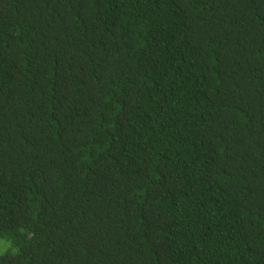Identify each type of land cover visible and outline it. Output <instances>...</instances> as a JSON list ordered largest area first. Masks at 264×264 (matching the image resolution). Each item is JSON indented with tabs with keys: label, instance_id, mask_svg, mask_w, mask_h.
<instances>
[{
	"label": "trees",
	"instance_id": "trees-1",
	"mask_svg": "<svg viewBox=\"0 0 264 264\" xmlns=\"http://www.w3.org/2000/svg\"><path fill=\"white\" fill-rule=\"evenodd\" d=\"M0 264H264V0H0Z\"/></svg>",
	"mask_w": 264,
	"mask_h": 264
},
{
	"label": "rangeland",
	"instance_id": "rangeland-1",
	"mask_svg": "<svg viewBox=\"0 0 264 264\" xmlns=\"http://www.w3.org/2000/svg\"><path fill=\"white\" fill-rule=\"evenodd\" d=\"M10 242L5 239H0V255H3L10 249Z\"/></svg>",
	"mask_w": 264,
	"mask_h": 264
}]
</instances>
